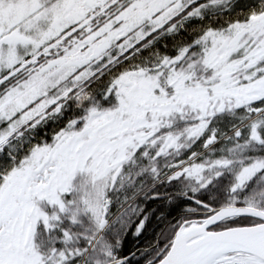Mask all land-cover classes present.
Listing matches in <instances>:
<instances>
[{
	"label": "snow or ice",
	"instance_id": "1",
	"mask_svg": "<svg viewBox=\"0 0 264 264\" xmlns=\"http://www.w3.org/2000/svg\"><path fill=\"white\" fill-rule=\"evenodd\" d=\"M0 264H264V0H0Z\"/></svg>",
	"mask_w": 264,
	"mask_h": 264
}]
</instances>
